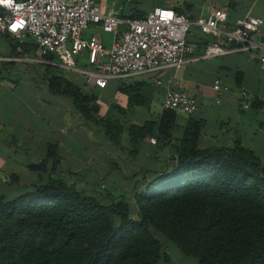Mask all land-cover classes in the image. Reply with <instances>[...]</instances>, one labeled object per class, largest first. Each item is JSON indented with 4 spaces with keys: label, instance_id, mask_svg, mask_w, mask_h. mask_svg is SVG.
<instances>
[{
    "label": "crops",
    "instance_id": "obj_1",
    "mask_svg": "<svg viewBox=\"0 0 264 264\" xmlns=\"http://www.w3.org/2000/svg\"><path fill=\"white\" fill-rule=\"evenodd\" d=\"M168 4L193 20L225 8L230 26L249 11L264 21V0H203L199 5L194 0H155L152 4L133 0L132 5L107 1L101 8L110 14L126 15L134 10L147 15L154 6ZM261 36L264 38V28ZM110 38L107 35V40ZM190 40L199 55L213 37L195 26ZM16 43L10 34L0 35V197L11 200L32 191L39 177L35 168L47 158L52 146L59 163L55 175L70 177L94 194L133 191L147 171L159 174L172 167L191 120L201 125L200 149L240 146L251 151L264 169V69L246 53L193 61L178 71L163 69L111 79L103 86L87 85L84 89L94 95L92 103L98 106L88 120L70 95L50 90L48 71L42 73L36 66L43 63L34 60L32 45L19 50ZM216 78L229 91L216 93ZM158 79L162 86L156 84ZM123 82L142 84L141 97L132 101L120 89ZM166 88L189 93L198 106L192 114L176 112L170 137L164 138L160 124ZM243 91L247 97L242 96ZM107 121L122 126L118 143L108 137ZM147 123L152 124L150 131ZM141 129L150 134L136 139ZM151 137L156 138L155 144Z\"/></svg>",
    "mask_w": 264,
    "mask_h": 264
},
{
    "label": "trees",
    "instance_id": "obj_2",
    "mask_svg": "<svg viewBox=\"0 0 264 264\" xmlns=\"http://www.w3.org/2000/svg\"><path fill=\"white\" fill-rule=\"evenodd\" d=\"M29 45L38 57V47ZM47 66L50 90L70 95L91 120L98 110L94 95L59 74V67ZM120 89L133 101L144 86L123 82ZM175 113L163 112L164 138ZM105 123L108 137L118 143L122 126ZM147 126L150 131L152 124ZM200 128L191 120L172 167L147 171L135 190L121 195L94 194L55 175L59 163L52 146L35 168L39 177L32 191L0 197V264H170L158 234L197 264H264V169L240 146L200 149ZM149 131L141 129L135 138Z\"/></svg>",
    "mask_w": 264,
    "mask_h": 264
},
{
    "label": "built area",
    "instance_id": "obj_3",
    "mask_svg": "<svg viewBox=\"0 0 264 264\" xmlns=\"http://www.w3.org/2000/svg\"><path fill=\"white\" fill-rule=\"evenodd\" d=\"M107 1L133 4V0H0V35L14 37L19 50L28 43L36 45L35 61L82 73L88 87L163 69L178 71L193 61L233 52L246 53L264 69V38L259 34L264 21L250 11L230 26L225 8L193 20L172 4L156 5L145 17L133 18L134 10L126 15L106 13L101 3ZM195 26L214 39L199 55L189 41ZM88 30L93 32L86 36ZM76 58L92 68L79 67ZM156 84L163 82L158 79ZM213 90L221 94L229 87L216 78ZM241 94L247 97V92ZM197 106L189 93L165 89L164 110L192 114ZM150 142L155 144L156 138Z\"/></svg>",
    "mask_w": 264,
    "mask_h": 264
},
{
    "label": "rangeland",
    "instance_id": "obj_4",
    "mask_svg": "<svg viewBox=\"0 0 264 264\" xmlns=\"http://www.w3.org/2000/svg\"><path fill=\"white\" fill-rule=\"evenodd\" d=\"M143 1L145 2V4H152L155 2V0H143ZM194 2L199 5L200 3L203 2V0H194ZM205 15L208 16L207 14H205ZM263 28L264 27L261 26L259 29L260 36H261ZM85 34H86V36H88V32H86ZM76 60L78 61V66L83 68V69L92 68V65L88 61L79 60L78 58H76ZM36 66L40 68L42 73H45L47 71L48 66L45 64H36ZM57 72L59 74L63 75L64 77H66L67 79L71 80L72 82L76 83L81 88H83V89L86 88V86H87L86 76L84 74L78 73V72H73V71H70L67 69H62V68L57 69ZM96 90H98V88ZM108 91H110V90L108 89ZM128 196L131 198V195H128ZM158 237L161 239V241L164 245L165 251L171 257L170 264H197V260L194 257L184 256L177 244L173 243L172 241L163 237L162 235L158 234ZM160 264H169V263H166L162 260L160 262Z\"/></svg>",
    "mask_w": 264,
    "mask_h": 264
}]
</instances>
